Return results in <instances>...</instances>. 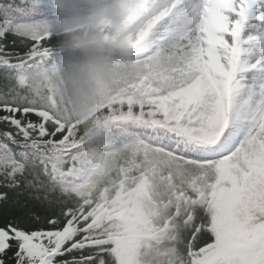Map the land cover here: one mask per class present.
Returning a JSON list of instances; mask_svg holds the SVG:
<instances>
[{
	"label": "trees",
	"instance_id": "1",
	"mask_svg": "<svg viewBox=\"0 0 264 264\" xmlns=\"http://www.w3.org/2000/svg\"><path fill=\"white\" fill-rule=\"evenodd\" d=\"M0 264H264V0H0Z\"/></svg>",
	"mask_w": 264,
	"mask_h": 264
},
{
	"label": "rangeland",
	"instance_id": "2",
	"mask_svg": "<svg viewBox=\"0 0 264 264\" xmlns=\"http://www.w3.org/2000/svg\"><path fill=\"white\" fill-rule=\"evenodd\" d=\"M190 92H192V91H190ZM262 255V253H259V254H252L251 255V261H255V260H258L259 259V257ZM250 261V262H251Z\"/></svg>",
	"mask_w": 264,
	"mask_h": 264
}]
</instances>
